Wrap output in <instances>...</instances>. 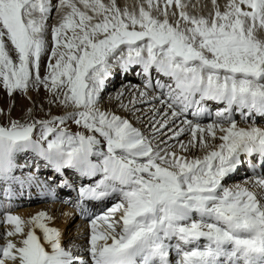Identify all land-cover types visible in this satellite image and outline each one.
<instances>
[{
  "label": "snow or ice",
  "instance_id": "snow-or-ice-1",
  "mask_svg": "<svg viewBox=\"0 0 264 264\" xmlns=\"http://www.w3.org/2000/svg\"><path fill=\"white\" fill-rule=\"evenodd\" d=\"M116 67L141 78L115 99L140 123L148 104L146 129L103 106ZM0 88L67 109L0 123V193L71 172L90 225L77 254L45 212L7 214L0 264H264V0H0Z\"/></svg>",
  "mask_w": 264,
  "mask_h": 264
},
{
  "label": "bare ground",
  "instance_id": "bare-ground-1",
  "mask_svg": "<svg viewBox=\"0 0 264 264\" xmlns=\"http://www.w3.org/2000/svg\"><path fill=\"white\" fill-rule=\"evenodd\" d=\"M54 2H55V0H54ZM119 2H121V6H125V5L131 6L133 4L134 0H120ZM59 19H60V16H59V14H57L54 22L58 23ZM114 70H117V68H114L113 71ZM122 74L125 75L124 78L127 81L128 85L129 84L139 85L142 82L140 77L136 76L134 74V72L131 73L133 75V78H130L129 80L127 78V73L126 74L122 73ZM110 82L111 81L108 82L107 91L103 94V98H105V95H106V97H107V95H109V91L111 90L110 89L111 87L115 88L116 84L113 82L112 83H110ZM124 91L127 93V97H126V101H125V103H127L128 99H130L129 96L132 93H131L130 89L127 87L124 89ZM150 95H152V93H150ZM46 96H48L47 91H46ZM115 96L116 95L111 94L108 102H103V106L108 108L109 110H113L115 105L119 102L115 99ZM139 107L142 108V113H144V114H147V112L150 110V106L148 104H142V105H139ZM145 107H147V108H145ZM122 115L126 116L127 112L123 113ZM131 115H132L131 113H128V117ZM211 121L212 120L209 119L204 124L211 123ZM132 122L134 124H136V126H139L142 129H144V126H141V123L137 122L134 116L132 118ZM250 123H252V122L250 121L249 124ZM146 124H147V122H146ZM249 124L247 122H241L240 121L238 126L247 127V126H249ZM256 124H257V126H264V120L258 119V122ZM45 171H47V170H44V172ZM37 174L40 175L41 180H44L46 178V177L44 178L42 174H39V173H37ZM49 175L51 176V175H53V173L51 172ZM241 178H245V176L243 174H241L239 177L232 179L229 182H233V181L237 182V180H239ZM57 180H58V177H57ZM50 183L55 184V186L57 187V183H54V182H50ZM45 194H46V192H45ZM72 201H73L72 198H67V199H58L55 202H47V203H42V204H38V205H31V206L27 207L26 209L20 210L18 212V216L20 215L21 218L23 217L27 221H29V220H31V218L33 216L37 215L38 213L45 212L49 217H51V219L46 220V223L48 225L51 224L50 227L57 228L61 231L63 245L66 248H69V249L73 250L75 253L79 254L80 252L83 251L84 246L87 244V238H88L90 225H89V223H84L80 219H78V216L76 215L77 209L76 208L74 209V203H72ZM0 221H3V220L0 218ZM13 228H14L13 225H10V224L4 225V223H0V244H3L5 242L3 239V234L6 231L12 230ZM14 239H20V237L18 236Z\"/></svg>",
  "mask_w": 264,
  "mask_h": 264
},
{
  "label": "rangeland",
  "instance_id": "rangeland-1",
  "mask_svg": "<svg viewBox=\"0 0 264 264\" xmlns=\"http://www.w3.org/2000/svg\"><path fill=\"white\" fill-rule=\"evenodd\" d=\"M119 1L120 0H118V3L121 4V2ZM220 2L223 3V0H220ZM192 3L193 4L199 3L200 5L208 4L210 7V0H192ZM203 11L206 12L207 8L203 9ZM56 16L57 14H54L52 19L50 20V23L52 24L55 23L54 20ZM49 40H51V36H49ZM119 77L120 76L116 77V80H114L113 83L116 84L115 88H112V87L110 88L111 90L109 91V95H107V97L105 95V98H103V102H108L111 94L116 95L121 85H128L126 80L125 81L123 79L119 80ZM139 86L143 87L142 82L139 84ZM46 91L47 90L43 88H34V89H31L26 95L21 94V93H16L10 96L7 94V92L4 89L0 88V123L7 124L10 120H19L21 122H25V121L31 120L32 118H36V119L49 118V115H48L49 111H51V115H64L67 109L63 108L62 106H57L55 103L50 104V100L52 99V97H51V94L48 92H47L48 96H46ZM126 97L124 98L125 100L123 99L124 103L126 101ZM129 98L130 99L132 98V94L129 96ZM119 104L120 102H118L115 105L113 110L116 111L118 114L122 115L125 112L120 109ZM150 113L151 111L149 110L147 114H144V113L137 114V115L143 116L144 123H141V126H144V129L147 128L146 122H147V117L151 115ZM126 116L130 120H132L133 118V115L128 117V113ZM70 130L76 131L78 130V128L75 124H70ZM186 138L187 137H185V139ZM241 179H244V178H241ZM241 179L237 180V182L236 181L229 182V184L230 185H235V184L243 185L244 182L248 179V177L246 178L245 176V179L243 181ZM22 219L24 221H27L23 217ZM48 226L50 227L51 224ZM29 227L30 225H26L25 231H27ZM36 231H37L38 236L43 235V233L39 229H37Z\"/></svg>",
  "mask_w": 264,
  "mask_h": 264
}]
</instances>
